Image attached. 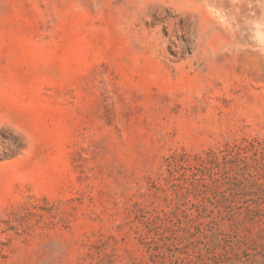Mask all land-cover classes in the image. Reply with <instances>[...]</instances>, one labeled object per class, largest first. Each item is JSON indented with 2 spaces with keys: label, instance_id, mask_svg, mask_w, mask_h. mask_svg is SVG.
Returning a JSON list of instances; mask_svg holds the SVG:
<instances>
[{
  "label": "rangeland",
  "instance_id": "374dc122",
  "mask_svg": "<svg viewBox=\"0 0 264 264\" xmlns=\"http://www.w3.org/2000/svg\"><path fill=\"white\" fill-rule=\"evenodd\" d=\"M205 2L0 0V264H264V25Z\"/></svg>",
  "mask_w": 264,
  "mask_h": 264
},
{
  "label": "bare ground",
  "instance_id": "6f19581e",
  "mask_svg": "<svg viewBox=\"0 0 264 264\" xmlns=\"http://www.w3.org/2000/svg\"><path fill=\"white\" fill-rule=\"evenodd\" d=\"M192 1V0H191ZM194 1V0H193ZM215 1L216 0H206V2H205V5L208 7V9H209V11H210V15L212 16L211 17V19L213 18V19H215L216 20V22H218L219 23V20H217L216 19V15L214 14L215 13V5H217V4H215ZM230 1V6H231V9L233 10V11H235L238 15H239V19H240V21H241V23L243 24V25H251V24H253V21L255 20V19H259V23L261 24V25H264V0H257V2H258V4H259V6H258V9L257 10H259L258 11V16H256L257 18H255V14L253 15V13H252V11H249L245 6H243L241 3H238V2H236L235 0H229ZM248 1H250V0H248ZM245 2V1H244ZM191 4H193V3H191ZM195 4V3H194ZM254 4V3H253ZM226 5V4H225ZM249 5H250V3H249ZM257 5V4H256ZM195 7V6H194ZM253 7V6H252ZM193 8V7H192ZM199 8V7H198ZM197 8V9H198ZM253 10H255V9H253ZM175 11H177L180 15H182L183 16V18L186 16V14H187V16H186V19L188 18V16H190V22H189V24H191V25H188L189 26V30L192 32V33H196L197 34V36H198V38H196L197 39V41L199 42L200 40H201V38H202V34H201V32H200V30H202V29H205L206 27L203 25L202 26V23H200L199 22V28H200V30H196L194 27H195V24H196V20H195V18H194V12H193V10H191V8H189L188 6H183V4H179L178 3V0H175ZM256 11V10H255ZM201 12V11H200ZM222 12H220L219 11V14H218V16H217V18L218 17H221V18H223L224 17V14H221ZM177 15V14H176ZM176 15H175V17H176ZM196 15V14H195ZM177 18V17H176ZM179 18V17H178ZM186 19H185V21H186ZM206 21V20H205ZM208 21V20H207ZM256 21V20H255ZM175 23H176V21H175ZM186 23V22H185ZM203 23L206 25L207 23L206 22H204L203 21ZM187 24V23H186ZM210 24L211 25H214L215 23L213 22V21H210ZM257 25V24H256ZM176 26V25H175ZM183 27L185 28L186 26H184L183 25ZM243 27V26H242ZM255 27V26H254ZM187 28V27H186ZM185 28V29H186ZM187 30V29H186ZM189 30H187V31H189ZM196 31V32H195ZM255 33H262V31L261 30H259V31H257V30H255ZM218 36V35H217ZM251 40V42H252V44H254V42H255V40H253L252 38L250 39ZM257 41V40H256ZM264 42V41H263Z\"/></svg>",
  "mask_w": 264,
  "mask_h": 264
}]
</instances>
